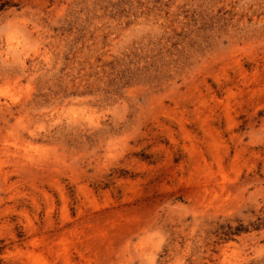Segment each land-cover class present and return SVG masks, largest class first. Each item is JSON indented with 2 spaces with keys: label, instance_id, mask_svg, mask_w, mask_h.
I'll return each instance as SVG.
<instances>
[{
  "label": "rangeland",
  "instance_id": "obj_1",
  "mask_svg": "<svg viewBox=\"0 0 264 264\" xmlns=\"http://www.w3.org/2000/svg\"><path fill=\"white\" fill-rule=\"evenodd\" d=\"M0 264H264V0H0Z\"/></svg>",
  "mask_w": 264,
  "mask_h": 264
}]
</instances>
